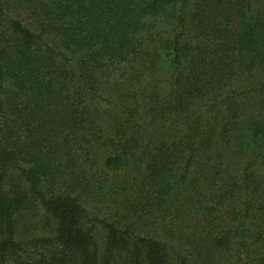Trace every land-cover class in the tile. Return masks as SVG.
I'll use <instances>...</instances> for the list:
<instances>
[{"label": "trees", "instance_id": "obj_1", "mask_svg": "<svg viewBox=\"0 0 264 264\" xmlns=\"http://www.w3.org/2000/svg\"><path fill=\"white\" fill-rule=\"evenodd\" d=\"M258 161L264 0H0V264H264Z\"/></svg>", "mask_w": 264, "mask_h": 264}, {"label": "rangeland", "instance_id": "obj_2", "mask_svg": "<svg viewBox=\"0 0 264 264\" xmlns=\"http://www.w3.org/2000/svg\"><path fill=\"white\" fill-rule=\"evenodd\" d=\"M253 156L251 155L250 157H249V159H251ZM260 163L261 162H257V168L259 169L258 170V173H259V175L260 176H262V177H264V166L263 165H260ZM262 164V163H261Z\"/></svg>", "mask_w": 264, "mask_h": 264}]
</instances>
